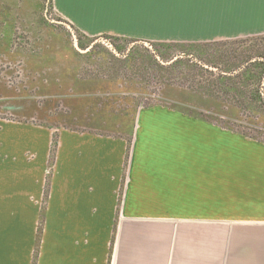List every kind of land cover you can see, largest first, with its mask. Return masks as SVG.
I'll list each match as a JSON object with an SVG mask.
<instances>
[{
  "label": "crops",
  "instance_id": "0c3cea01",
  "mask_svg": "<svg viewBox=\"0 0 264 264\" xmlns=\"http://www.w3.org/2000/svg\"><path fill=\"white\" fill-rule=\"evenodd\" d=\"M26 3L43 6V0ZM136 4L52 0L60 19L86 39L130 37L140 23L126 25L131 8L142 12ZM209 7L206 15L222 14L225 28L233 26L223 29L229 36L264 32L260 0ZM90 48L74 47L71 55ZM98 65L72 58L49 80L83 95L105 89L114 97L134 82L120 78L119 67L105 77L109 64ZM85 109L72 105L71 112ZM131 109L133 133L112 138L73 127L41 135L38 128L0 122V264H264V144L243 138L233 143L209 122L170 110ZM163 117L165 125L158 126ZM42 175L51 184L34 257Z\"/></svg>",
  "mask_w": 264,
  "mask_h": 264
},
{
  "label": "rangeland",
  "instance_id": "374dc122",
  "mask_svg": "<svg viewBox=\"0 0 264 264\" xmlns=\"http://www.w3.org/2000/svg\"><path fill=\"white\" fill-rule=\"evenodd\" d=\"M187 1L191 0L182 4ZM195 1L199 3L195 8L180 7L179 3L136 4V11L142 12L136 15L131 8L126 25L138 19L142 23L129 33L130 37L117 33L118 36L86 39L60 19L52 0H43L40 8L28 5L27 0L21 5H16L15 0H0V122L38 128L41 135H50L51 128L73 127L94 129L112 138L108 135L133 133L136 121L131 107L160 109L209 122L229 133L233 143L243 138L264 144V102L257 99L259 104H255L249 98L252 83H245L248 71L243 69L264 54V32L229 36L228 30L223 29L233 31V26L228 24L232 27L225 28V16L206 15L209 6L223 0ZM194 11L200 14H192ZM208 17L214 22L208 23ZM207 34L226 37H201ZM74 40L80 50L91 46L89 52L78 57L71 55ZM72 58L85 64L107 62L103 76L114 75L119 67L120 78L134 82L120 88L121 94L115 97L105 89L83 95L79 88L73 91L64 84L55 85L49 76ZM111 97L118 98L117 102ZM107 98H111L110 102ZM261 98L264 100V91ZM77 104L86 109L82 113L71 112L72 105ZM166 121H160L158 126H164ZM49 179L50 176L46 183L42 175L44 192L39 199L34 257L41 242Z\"/></svg>",
  "mask_w": 264,
  "mask_h": 264
},
{
  "label": "trees",
  "instance_id": "16d2710c",
  "mask_svg": "<svg viewBox=\"0 0 264 264\" xmlns=\"http://www.w3.org/2000/svg\"><path fill=\"white\" fill-rule=\"evenodd\" d=\"M258 57L260 59H256L255 61H252V62L246 64V67L243 68L244 70L248 71V73L245 75V76H247L246 80H244V81L246 84H247V81L252 83V86H251L252 92H251V94H250L251 96H249V98L255 104H257L258 102L259 103L264 102L263 98H261V93H262V91H264V84H263V81H264V54L263 53L259 54ZM237 69H239V68H237ZM237 69H235L234 72H236ZM235 74H232V75L234 76ZM230 93H231V91H230ZM257 99H258V102H257ZM52 147H53L52 151H54L55 147H56V140L55 139H53Z\"/></svg>",
  "mask_w": 264,
  "mask_h": 264
},
{
  "label": "snow or ice",
  "instance_id": "6c2138e0",
  "mask_svg": "<svg viewBox=\"0 0 264 264\" xmlns=\"http://www.w3.org/2000/svg\"><path fill=\"white\" fill-rule=\"evenodd\" d=\"M184 0H101L104 4H120V3H137L143 5H159V4H173L181 3ZM260 4L264 7V0H260Z\"/></svg>",
  "mask_w": 264,
  "mask_h": 264
},
{
  "label": "water",
  "instance_id": "95a60500",
  "mask_svg": "<svg viewBox=\"0 0 264 264\" xmlns=\"http://www.w3.org/2000/svg\"><path fill=\"white\" fill-rule=\"evenodd\" d=\"M58 23V22H57ZM74 47L78 49V46H77V43L76 41L74 40Z\"/></svg>",
  "mask_w": 264,
  "mask_h": 264
}]
</instances>
